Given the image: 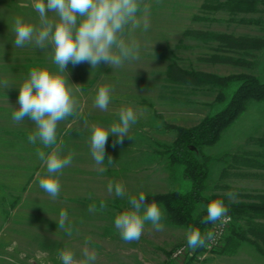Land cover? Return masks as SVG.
Here are the masks:
<instances>
[{"label": "rangeland", "instance_id": "obj_1", "mask_svg": "<svg viewBox=\"0 0 264 264\" xmlns=\"http://www.w3.org/2000/svg\"><path fill=\"white\" fill-rule=\"evenodd\" d=\"M205 1L144 0L150 6V28L136 32L139 61L118 69L106 64L96 69L88 63L67 66L70 82L79 85V115L58 124L57 138L63 141V153L74 151L75 156L60 175L61 192L53 200L38 184V174L43 175L46 167L36 155L42 145L28 142L35 126L28 118L14 123L12 113L18 107V87L29 70L46 67L55 72L57 67L51 48L13 46L12 25L17 16L38 24L34 0H0V81L7 80L10 85L6 89L0 86V264H62L59 252L64 248L72 249L80 260L84 248L95 251V264H186L192 256L191 264H264V254L246 240L233 245L235 251L216 249L202 261L196 254L174 260L173 253L186 245L187 227L169 222L162 204V231L146 224L139 241L125 243L114 225L115 216L130 208L129 195L190 188L183 167L170 158L169 148L177 137L173 127H194L222 107L216 101V87L170 81L167 71L172 63L219 76L254 75L264 81V46L228 50L216 39L192 34L201 31L264 40V4L260 3L255 12L233 14L225 9L208 10L203 7ZM227 56L236 62L224 59ZM239 84L235 82L227 94ZM103 85L113 89L107 111L94 106L98 88ZM122 107H132L143 115L131 126V138L115 143L116 137L109 135L101 172L90 152L91 129L93 125L107 128L118 122ZM263 136L264 101H251L216 143L198 151L202 160L203 155L209 156L205 195L229 200L227 193L234 192L231 202H249L264 193V169L236 166L234 160L255 157L264 162V157L256 155L264 151ZM109 156L112 164L107 161ZM109 181L122 183L126 196L109 195ZM101 201L106 204L103 209ZM92 204L96 211L89 212ZM61 210L68 213L71 237L58 230L56 220ZM227 214L232 227L246 229L244 219L233 218L229 211Z\"/></svg>", "mask_w": 264, "mask_h": 264}, {"label": "clouds", "instance_id": "obj_2", "mask_svg": "<svg viewBox=\"0 0 264 264\" xmlns=\"http://www.w3.org/2000/svg\"><path fill=\"white\" fill-rule=\"evenodd\" d=\"M34 10L38 13V24L26 22L17 16L12 25L14 33L13 46L22 48L33 45L36 49L52 50V61L57 71L46 67H33L27 78L19 85V95L15 111L12 113L14 123L30 119L35 130L28 136L32 145L39 143L36 155L46 167L43 175L38 174V184L47 195L55 200L61 192L60 175L73 162L75 153H63V141L57 138L58 124L70 116H78L79 101L76 92L79 85L68 78L67 66L88 63L92 69L106 64L112 69L122 68L126 63L139 61L140 43L136 38L137 30L147 32L150 28V6L144 0H34ZM0 86L10 88L7 80L0 81ZM113 89L109 85L98 88L94 106L107 111L112 100ZM142 112L132 107H122L118 112V122H112L107 128L93 125L90 136V152L99 171L105 161V149L109 135L115 136V143H122L129 137L131 126L135 125ZM49 149V151H45ZM113 163L111 156L107 158ZM109 195L124 198L126 189L122 183L107 184ZM228 199L234 200L236 193H227ZM130 208L114 218L115 228L125 243L139 241L146 224L156 231L164 228V212L155 202H147L146 194L129 195ZM106 207L104 201L100 208ZM96 211V205L88 208ZM207 215L204 223H226L228 207L222 199H210L206 205ZM58 230L73 234V227L68 222V213L61 210L56 220ZM215 234L208 231L202 234L198 228L186 229L187 248L195 250L206 246L214 240ZM82 260L75 252L64 248L59 252L62 264H95L97 254L88 248L82 250ZM39 258V257H38Z\"/></svg>", "mask_w": 264, "mask_h": 264}, {"label": "trees", "instance_id": "obj_3", "mask_svg": "<svg viewBox=\"0 0 264 264\" xmlns=\"http://www.w3.org/2000/svg\"><path fill=\"white\" fill-rule=\"evenodd\" d=\"M260 3L264 4V0H206L203 7L214 11L225 9L236 14L258 11ZM242 21L247 22L249 20L242 19ZM192 34L207 40L216 39L228 50L231 49L230 47L249 49L264 46V40L258 38H235L227 34L201 31H193ZM224 59L236 62L235 59L228 58V56ZM167 74L168 79L173 82L216 87L218 89L216 101L222 107L205 117L194 127H173L177 131V137L169 148L171 151L170 158L173 163L183 167L184 175L191 182L190 188L186 191L174 190L167 193L147 194V202L155 201L162 204L166 209L169 222L187 228H198L202 234H205L211 230L213 225L210 222H202L207 215L206 205L210 199H222L233 218L244 219L246 229H236L230 223L232 232L231 235L228 233L225 237L220 247L222 248L221 252L235 251L236 249L232 246L246 240L264 254V193L256 195L257 199L249 202H231L222 196L205 195L206 178L209 173V166L206 161H208L209 156L203 155L204 159L202 160L198 154L200 148L216 143L222 133L246 111L251 101H264V81L257 76L246 74L219 76L185 69L176 63H172L168 67ZM237 81L240 83L238 87L231 93L228 91L227 94L226 90H230ZM260 141L264 145V136L260 138ZM192 146L195 147L194 150L191 148ZM256 155L264 157V151ZM234 160L237 163L236 166L246 165L251 168L264 169V162L255 157H234ZM261 175L263 174H258V176ZM203 248L198 247L196 250L200 252ZM192 260L193 256L186 264H191Z\"/></svg>", "mask_w": 264, "mask_h": 264}, {"label": "built area", "instance_id": "obj_4", "mask_svg": "<svg viewBox=\"0 0 264 264\" xmlns=\"http://www.w3.org/2000/svg\"><path fill=\"white\" fill-rule=\"evenodd\" d=\"M227 216L230 218L226 223H214V226L212 228V232L215 234V238L212 241L207 242L206 246H204L203 250L198 252L196 249L192 250L187 248V245L177 249L173 253L174 260H178L179 258L183 257L185 254L186 256L188 254L194 255L196 254L199 257V260L202 261L205 257H207L210 253L214 252L216 249H219L224 240L225 237L228 234V229L230 226V223L232 221V218L230 215L227 214ZM194 264V263H193Z\"/></svg>", "mask_w": 264, "mask_h": 264}, {"label": "water", "instance_id": "obj_5", "mask_svg": "<svg viewBox=\"0 0 264 264\" xmlns=\"http://www.w3.org/2000/svg\"><path fill=\"white\" fill-rule=\"evenodd\" d=\"M191 148H192L193 150L195 149V147H194V146H192Z\"/></svg>", "mask_w": 264, "mask_h": 264}]
</instances>
